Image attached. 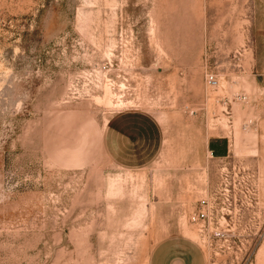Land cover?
I'll return each mask as SVG.
<instances>
[{"label":"rangeland","instance_id":"rangeland-1","mask_svg":"<svg viewBox=\"0 0 264 264\" xmlns=\"http://www.w3.org/2000/svg\"><path fill=\"white\" fill-rule=\"evenodd\" d=\"M177 256L264 264V0H0V264Z\"/></svg>","mask_w":264,"mask_h":264},{"label":"built area","instance_id":"built-area-1","mask_svg":"<svg viewBox=\"0 0 264 264\" xmlns=\"http://www.w3.org/2000/svg\"><path fill=\"white\" fill-rule=\"evenodd\" d=\"M207 83L216 86L218 80L214 74L207 75ZM230 213V207L219 206L216 193L206 194L189 213V221L196 225L204 239H215L225 235L224 222Z\"/></svg>","mask_w":264,"mask_h":264},{"label":"crops","instance_id":"crops-1","mask_svg":"<svg viewBox=\"0 0 264 264\" xmlns=\"http://www.w3.org/2000/svg\"><path fill=\"white\" fill-rule=\"evenodd\" d=\"M184 263V259L180 258V257H174L171 259L170 264H183Z\"/></svg>","mask_w":264,"mask_h":264}]
</instances>
